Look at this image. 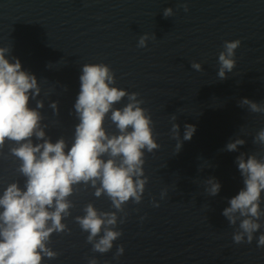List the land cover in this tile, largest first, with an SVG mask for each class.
Listing matches in <instances>:
<instances>
[{
	"label": "water",
	"instance_id": "95a60500",
	"mask_svg": "<svg viewBox=\"0 0 264 264\" xmlns=\"http://www.w3.org/2000/svg\"><path fill=\"white\" fill-rule=\"evenodd\" d=\"M167 8L172 16H164ZM145 34L147 46L140 48ZM235 40L241 41L236 66L222 79L219 53L225 41ZM0 47L10 48L6 58H18L37 76L42 124L53 142L63 136L71 144L82 68L103 63L115 72L113 86L140 93L160 144L146 153L143 201L127 205V220L119 225L123 235L113 249L93 252L87 233L74 222L89 202L113 210L106 197L97 199L81 187L66 221L71 232L53 234L50 247L59 255L43 264H88L91 257L99 264H264V248L256 239L235 243L238 225L230 226L222 215L244 186L236 158L264 156V148L253 143L264 129V113L241 104L249 99L264 105V0H0ZM193 62L203 70L193 69ZM57 101L59 114L51 107ZM128 102L125 97L114 107ZM173 123L180 126V140L186 125L196 128L179 152ZM106 127L116 131L110 119ZM238 138L246 144L226 151ZM12 146L7 143L0 157V194L9 183H24L16 172L19 162L8 155ZM212 177L222 185L216 196L207 191ZM261 233L264 227L257 239ZM120 245L125 251L116 259Z\"/></svg>",
	"mask_w": 264,
	"mask_h": 264
},
{
	"label": "clouds",
	"instance_id": "9594fccd",
	"mask_svg": "<svg viewBox=\"0 0 264 264\" xmlns=\"http://www.w3.org/2000/svg\"><path fill=\"white\" fill-rule=\"evenodd\" d=\"M184 10L188 11L187 4ZM174 14L172 8L164 10V16ZM149 36H141L138 47L147 46ZM241 41H225L224 51L219 53L220 78H226L236 66L235 54ZM10 48L0 47V157L9 142L8 155L18 161L16 172L24 178L7 184L0 194V264H43L59 253L50 247L53 234L71 232L66 222L73 216L76 203L72 199L81 187L92 190L99 199L106 197L112 211L98 209L93 202L87 203L74 222L87 233V243L92 251L110 252L123 235L119 225L126 222L129 203L141 204L149 183L145 174L146 153L160 148L154 120L140 93H129L115 87V72L107 64L90 63L82 68L80 90L74 110L78 123L75 125L71 144L61 136L55 142L46 135L42 121L43 100L37 99L42 88L37 76L23 69L18 58L10 60L6 53ZM192 68L202 71V64L193 62ZM125 97L128 103L122 108L114 106ZM36 100L35 107L31 101ZM253 113H264V105L244 99ZM51 107L59 114V102ZM116 131L110 133L106 120ZM175 120L176 117L172 116ZM180 126L173 123L172 138L178 140L176 151L184 140H191L196 128L186 125L183 140ZM253 143L264 148V129L255 136ZM246 144L235 139L225 150L236 152ZM243 178V188L232 197L222 215L230 226H237L233 240L237 244L257 240L264 248V233L257 239L256 233L264 227V156L241 153L236 158ZM209 195L219 194L222 185L212 177L207 181ZM167 195V190L161 197ZM158 207L159 204L155 203ZM120 245L115 258L123 255ZM88 264H99L95 257Z\"/></svg>",
	"mask_w": 264,
	"mask_h": 264
}]
</instances>
